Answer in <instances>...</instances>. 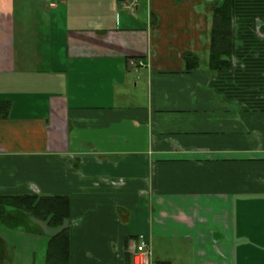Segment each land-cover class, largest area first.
Here are the masks:
<instances>
[{"label": "crops", "instance_id": "crops-1", "mask_svg": "<svg viewBox=\"0 0 264 264\" xmlns=\"http://www.w3.org/2000/svg\"><path fill=\"white\" fill-rule=\"evenodd\" d=\"M219 1L0 0V196L66 197L69 264H131L140 235L154 264H264V0H234L227 72ZM14 225L8 264L58 231Z\"/></svg>", "mask_w": 264, "mask_h": 264}, {"label": "trees", "instance_id": "trees-1", "mask_svg": "<svg viewBox=\"0 0 264 264\" xmlns=\"http://www.w3.org/2000/svg\"><path fill=\"white\" fill-rule=\"evenodd\" d=\"M233 4L234 0H220L212 13L208 68L215 72H227L231 69L233 55L231 13ZM194 67V64H190L186 59V70ZM8 111L9 103L0 101V120L7 118ZM8 208H10L9 212H19L35 220L46 222L50 227L58 228V231L48 239L44 264H69L68 222L70 213L69 200L66 197L0 196V215L4 213V209Z\"/></svg>", "mask_w": 264, "mask_h": 264}, {"label": "rangeland", "instance_id": "rangeland-1", "mask_svg": "<svg viewBox=\"0 0 264 264\" xmlns=\"http://www.w3.org/2000/svg\"><path fill=\"white\" fill-rule=\"evenodd\" d=\"M42 48V47H41ZM9 209H4V213L0 215V236L1 238L9 245L7 248L8 249H2L0 250V264H8V262H5V257L6 256H10V247L12 248V246H14V250H19V244H20V234L18 231H22L24 232L26 230L25 227H16V225H14L15 222L21 221V220H25V219H34V218H30L27 217L26 215H23L19 212H9ZM11 211V210H10ZM35 220V219H34ZM70 220V219H69ZM12 227V228H10ZM30 228L31 230L33 228L31 227H27ZM29 240V239H28ZM23 240V245H26L27 243L30 244V242L32 243L31 240L29 241ZM33 246L31 249V253L34 255V263L35 264H44V255H45V250H46V243L44 242H34L33 241ZM43 248V249H42ZM153 248L159 252L160 248H161V244H157L155 243V245H153ZM42 250L44 251L42 253ZM163 250V247H162ZM13 251V250H12ZM13 253L15 254V252L13 251ZM21 254H23L22 256L27 257V255L29 254V246H28V251L27 253L22 252ZM43 255V256H42ZM14 256V255H13ZM41 256L43 257V259L41 258ZM24 259V257H23ZM10 264V263H9ZM23 264L24 261H23Z\"/></svg>", "mask_w": 264, "mask_h": 264}, {"label": "built area", "instance_id": "built-area-1", "mask_svg": "<svg viewBox=\"0 0 264 264\" xmlns=\"http://www.w3.org/2000/svg\"><path fill=\"white\" fill-rule=\"evenodd\" d=\"M52 1V0H46ZM126 8L128 9L129 13L134 12V0H119ZM129 65L136 67L142 66L140 61H129ZM130 263L131 264H154L152 260V250L151 244L149 240L144 237L143 235L138 236L134 240H132L130 244Z\"/></svg>", "mask_w": 264, "mask_h": 264}]
</instances>
